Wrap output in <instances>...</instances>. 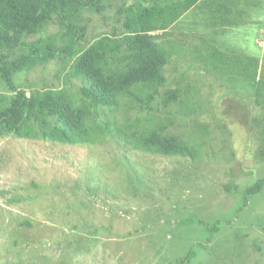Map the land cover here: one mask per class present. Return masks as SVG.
<instances>
[{
	"label": "rangeland",
	"instance_id": "rangeland-1",
	"mask_svg": "<svg viewBox=\"0 0 264 264\" xmlns=\"http://www.w3.org/2000/svg\"><path fill=\"white\" fill-rule=\"evenodd\" d=\"M87 1L47 0L21 42L0 50V118L21 95L39 103L67 90L82 103L68 72L91 43L155 35L172 53L160 93L180 100L98 111L164 127L202 157L124 151L111 137L0 138V264H181L189 252L184 264H264V189L247 193L264 179V0L251 8L256 24L234 0Z\"/></svg>",
	"mask_w": 264,
	"mask_h": 264
},
{
	"label": "trees",
	"instance_id": "trees-1",
	"mask_svg": "<svg viewBox=\"0 0 264 264\" xmlns=\"http://www.w3.org/2000/svg\"><path fill=\"white\" fill-rule=\"evenodd\" d=\"M46 1L0 0V50L21 42ZM99 1L87 2L94 6ZM63 13H66L65 6ZM166 45L155 35L104 36L95 40L74 60L68 72L70 79L80 83L82 103L67 90H54L39 103L21 95L13 110L0 118V138L11 135L20 139L86 145L111 137L124 151L133 149L150 155L200 159L202 152L198 148L167 134L164 127L120 124L110 116L102 119L98 111L100 108L119 109L125 100L138 104L143 110H152L156 99L164 107L179 101L178 90L160 93L166 83L165 68L172 59ZM50 52L51 48L38 50L34 57L44 62ZM263 189L264 179H259L247 193L256 195ZM192 254L189 252L181 264L188 262Z\"/></svg>",
	"mask_w": 264,
	"mask_h": 264
},
{
	"label": "crops",
	"instance_id": "crops-1",
	"mask_svg": "<svg viewBox=\"0 0 264 264\" xmlns=\"http://www.w3.org/2000/svg\"><path fill=\"white\" fill-rule=\"evenodd\" d=\"M224 1H225V0H214V1H213V6H215L216 4L219 6V5L222 4ZM232 1H233V0H228V3L231 4ZM262 1H263V0H238V1L236 2V1L234 0L233 2H234L235 4L237 3L236 5H239V7H240L239 10H240V11L244 10L245 12L248 13V8H249V16L247 15L248 21H249L250 23L253 22L254 24H256V23H257V21H255V20H256V14H255V16H253V17L251 18V13H250V11H251V8L257 9V7H260ZM238 2H239V3H238ZM235 4H234V5H235ZM249 18H251V19L249 20ZM261 32H263V30H261ZM254 41H255V44L258 43L257 39H254ZM261 44H262V47H263V40H261ZM211 50H212L213 52H215V53H216L215 55H217L218 57H227V58L232 57L231 54L224 53V52H223V49H220L218 45L216 46V44H215V45H212V44H211Z\"/></svg>",
	"mask_w": 264,
	"mask_h": 264
}]
</instances>
